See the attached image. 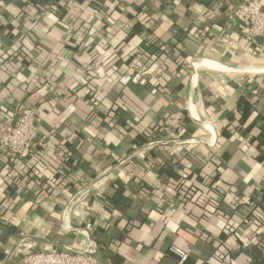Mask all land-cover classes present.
Masks as SVG:
<instances>
[{
    "label": "crops",
    "instance_id": "obj_1",
    "mask_svg": "<svg viewBox=\"0 0 264 264\" xmlns=\"http://www.w3.org/2000/svg\"><path fill=\"white\" fill-rule=\"evenodd\" d=\"M240 1L0 0V264H264V38ZM23 106L47 146L14 158Z\"/></svg>",
    "mask_w": 264,
    "mask_h": 264
},
{
    "label": "built area",
    "instance_id": "obj_2",
    "mask_svg": "<svg viewBox=\"0 0 264 264\" xmlns=\"http://www.w3.org/2000/svg\"><path fill=\"white\" fill-rule=\"evenodd\" d=\"M135 2L143 0H133ZM233 16L241 24V32L252 39L264 38V7L262 0H242L233 9ZM264 106V90L262 92ZM184 114L181 110L170 112L164 119V128L167 133L179 131L183 127ZM43 114L34 107L23 106L20 116L15 122L6 125L2 137V145L6 152L14 158H25L30 155L35 142L46 147L47 143L39 136ZM187 142H190L189 140ZM180 261L185 262L189 254L180 247L173 246ZM22 264H101L92 252L75 249L29 251L22 257Z\"/></svg>",
    "mask_w": 264,
    "mask_h": 264
},
{
    "label": "bare ground",
    "instance_id": "obj_3",
    "mask_svg": "<svg viewBox=\"0 0 264 264\" xmlns=\"http://www.w3.org/2000/svg\"><path fill=\"white\" fill-rule=\"evenodd\" d=\"M264 70V69H263Z\"/></svg>",
    "mask_w": 264,
    "mask_h": 264
},
{
    "label": "trees",
    "instance_id": "obj_4",
    "mask_svg": "<svg viewBox=\"0 0 264 264\" xmlns=\"http://www.w3.org/2000/svg\"><path fill=\"white\" fill-rule=\"evenodd\" d=\"M251 215V214H250Z\"/></svg>",
    "mask_w": 264,
    "mask_h": 264
}]
</instances>
